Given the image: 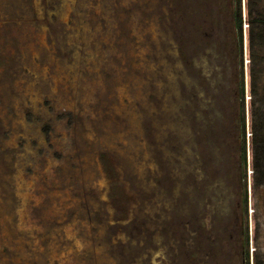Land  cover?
I'll use <instances>...</instances> for the list:
<instances>
[{"label":"rangeland","instance_id":"rangeland-1","mask_svg":"<svg viewBox=\"0 0 264 264\" xmlns=\"http://www.w3.org/2000/svg\"><path fill=\"white\" fill-rule=\"evenodd\" d=\"M246 248L264 264V0H0V264Z\"/></svg>","mask_w":264,"mask_h":264},{"label":"trees","instance_id":"trees-1","mask_svg":"<svg viewBox=\"0 0 264 264\" xmlns=\"http://www.w3.org/2000/svg\"><path fill=\"white\" fill-rule=\"evenodd\" d=\"M236 20V26H237V30L239 31V40L242 41L243 38L241 36V32L243 31V20L241 17H236L235 18ZM242 137H243V142H242V152H243V155H245V152L247 151V133H246V129H245V125H243V133H242ZM244 164H245V161H244ZM245 245H247L248 243V234H247V231L245 232ZM245 260L247 262V264H249V255H248V250L247 248L245 249Z\"/></svg>","mask_w":264,"mask_h":264},{"label":"bare ground","instance_id":"bare-ground-1","mask_svg":"<svg viewBox=\"0 0 264 264\" xmlns=\"http://www.w3.org/2000/svg\"><path fill=\"white\" fill-rule=\"evenodd\" d=\"M57 255H58V254H56V255H54V256L58 257ZM61 255L64 256L65 254L62 252V253L60 254L59 257H61Z\"/></svg>","mask_w":264,"mask_h":264}]
</instances>
